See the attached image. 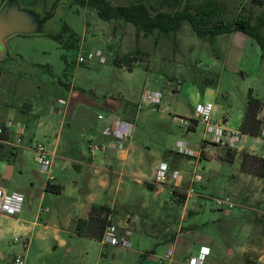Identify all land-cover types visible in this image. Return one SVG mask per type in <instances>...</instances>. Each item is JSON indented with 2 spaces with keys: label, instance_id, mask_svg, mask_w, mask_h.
I'll return each mask as SVG.
<instances>
[{
  "label": "rangeland",
  "instance_id": "1",
  "mask_svg": "<svg viewBox=\"0 0 264 264\" xmlns=\"http://www.w3.org/2000/svg\"><path fill=\"white\" fill-rule=\"evenodd\" d=\"M147 1L153 13L168 9L161 0ZM217 2L224 20L252 13L255 23L264 10V0ZM62 13L63 24L76 33L64 41L72 48L50 36L16 35L8 46L25 66L1 68L0 126L13 120L27 130L17 148L21 159L14 161L17 149L4 153L8 190L24 194L25 202L18 216L0 217V260L13 264L22 255L26 264H189L204 253L202 264H264V178L242 172L239 161L243 151L262 156L261 141L241 135L236 159L227 162L187 97L195 92L203 100L212 86L214 121L227 115L228 130L238 132L249 91L264 102V59L255 40L242 33L200 38L188 22L177 33L145 36L123 19L101 20L92 8ZM90 53L94 59L79 65ZM147 90L162 93L159 106L141 103ZM117 120L134 125L121 150L127 159L105 150L114 141L105 129ZM185 120L196 121L195 131L188 132ZM180 142H208V154L201 161L177 158ZM38 144L54 153L51 183L62 187L60 194L46 191L49 175L40 169ZM167 160L185 174L178 187L176 180H156ZM227 198L235 204L229 214L218 204ZM93 204L114 209V225L132 232L131 248L75 233L74 221L86 218Z\"/></svg>",
  "mask_w": 264,
  "mask_h": 264
},
{
  "label": "trees",
  "instance_id": "2",
  "mask_svg": "<svg viewBox=\"0 0 264 264\" xmlns=\"http://www.w3.org/2000/svg\"><path fill=\"white\" fill-rule=\"evenodd\" d=\"M145 1L147 0H136L135 3L128 6H114L109 0H71L68 9L74 6L92 8L96 10L101 20L108 22L115 18L123 19L132 23L137 31L143 32L145 36H149L155 31L164 34L177 33L183 27L184 22H188L194 33L200 38H214L219 35L241 32L256 41L262 51V59H264V10L254 23L255 18L252 13L238 16L234 20L220 18L221 5L217 0H161V6H167L168 9L156 10L155 13H153V6ZM40 2L42 1L40 0ZM49 36L57 41L63 49L68 50L72 46L64 41L67 36L76 37V33L64 23L59 33ZM114 63L118 67L127 66L130 71H133L129 62L124 65L119 59H115ZM36 67L50 69L47 66ZM2 74L3 71L0 67V79ZM246 101V110L239 132L244 136L259 137L264 127V120L260 118L264 102L254 95L252 89L249 91ZM207 143L204 142L203 146ZM220 148L225 149L226 161L233 163L238 155L237 150L228 147ZM5 149L1 151L0 158H4ZM204 154L202 153V156ZM239 161L242 172L257 178H264V157L243 151ZM46 191L60 194L62 187L48 182ZM113 211L114 209L107 204H93L86 218H78L74 221L75 233L78 236L102 242L107 228L114 224Z\"/></svg>",
  "mask_w": 264,
  "mask_h": 264
},
{
  "label": "built area",
  "instance_id": "3",
  "mask_svg": "<svg viewBox=\"0 0 264 264\" xmlns=\"http://www.w3.org/2000/svg\"><path fill=\"white\" fill-rule=\"evenodd\" d=\"M94 55L90 53L87 56H80L78 59V64L82 65L89 60L94 59ZM98 57L101 62H104L103 55L99 52ZM162 100V95L158 92L147 90L142 95L141 103L147 106H159ZM64 104V103H63ZM213 104L205 103L198 105L196 108V114L200 121H202L206 127L207 132L212 135V143L220 147H228L233 150H237L238 144L241 142V133L240 132H229L223 126V122L214 121L213 119ZM133 123L117 120L113 123L112 127H107L105 129V134L111 136L116 144V151L123 150V141L129 137L133 130ZM27 130L26 123H14L13 120H7L5 123L0 126V153L5 148L17 149L20 148V144L23 141V137ZM262 144V150L264 157V127L262 128L260 135L258 137ZM111 142V143H112ZM109 152V146L105 149ZM179 153L185 155H192V153L186 149L185 145L180 142L178 147ZM35 151L37 153V160L40 165L42 172L49 175L48 182H52L54 177L50 175L52 168V157L54 156L51 151L46 148L43 144H38L35 146ZM2 158H0L1 162ZM180 177L178 171H170V167L167 162L163 161L159 164L158 170L156 173V180L158 183H165L168 180L174 181ZM193 193V189L189 190V195ZM25 202V195L20 192H7L3 181L0 177V215H8L10 217L18 216ZM218 204L220 206H225V211L227 214L230 213V210L234 208V203L231 199L227 198L225 200H219ZM132 232L126 230L121 233L117 226L110 225L103 237L102 243L109 246H121L124 248H131V242L129 240ZM16 242H19L16 239ZM29 244V242L27 243ZM205 254L202 253L198 258H192L189 264H202ZM13 264H26V259L22 255H16L12 259ZM0 264H5L0 260ZM109 264V263H104Z\"/></svg>",
  "mask_w": 264,
  "mask_h": 264
},
{
  "label": "water",
  "instance_id": "4",
  "mask_svg": "<svg viewBox=\"0 0 264 264\" xmlns=\"http://www.w3.org/2000/svg\"><path fill=\"white\" fill-rule=\"evenodd\" d=\"M65 0H58L51 12H45L40 1L26 5L22 0H5L0 7V67H24L22 60L14 56L8 41L16 35H53L61 31L65 13L68 10ZM115 143L109 144V154L114 156ZM75 170L80 167L75 166Z\"/></svg>",
  "mask_w": 264,
  "mask_h": 264
},
{
  "label": "crops",
  "instance_id": "5",
  "mask_svg": "<svg viewBox=\"0 0 264 264\" xmlns=\"http://www.w3.org/2000/svg\"><path fill=\"white\" fill-rule=\"evenodd\" d=\"M4 1L5 0H0V7L2 6V4L4 3ZM25 1V2H24ZM38 1H40V0H22V2L25 4L26 3V5H30V4H27V3H31V4H34L35 2H38ZM42 2V6H43V8L44 9H46V8H48V6H49V3H51V6H50V8L51 9H53V7H54V5H55V3H56V1L57 0H41ZM236 33H241V32H236ZM231 34H234V33H231ZM243 34V33H242ZM224 35H226V34H224ZM219 36H221V35H219ZM219 36H217V37H219ZM256 42V41H255ZM257 44V43H256ZM258 45V44H257ZM258 47H259V45H258ZM260 48V47H259ZM260 51H261V49H260ZM210 56H211V54H209ZM261 58H262V51H261ZM212 65H214V63L213 64H211V66L210 67H212ZM216 82V81H215ZM215 86V85H214ZM180 90H182V88H180L179 89V91ZM154 92H158V91H154ZM158 93H160V92H158ZM161 95H162V93H160ZM204 94H206L205 96V98L202 100V99H200L199 97H198V93H195V92H190V94H188V98H189V100L190 101H193L192 103L194 104V105H196L195 107L197 108V106L198 105H201V104H205V103H211V104H213V108H215V105H216V93H215V91L213 90V88H212V86H210V85H208V86H206V88H205V90H204ZM247 100V99H246ZM247 102V101H246ZM196 108H195V111H194V113L196 114ZM245 110H246V105H245ZM213 111H214V109H213ZM263 111H264V109H263ZM263 111L261 112V114H260V118L262 119V120H264V117L262 116L263 115ZM244 114H245V111H244ZM196 116H197V114H196ZM243 117H244V115H243ZM243 117H242V120H243ZM242 120H241V123H242ZM123 121H125V120H123ZM127 122H129V120H126ZM218 121H222L223 122V126L226 128V130H228V128H227V122H228V116L227 115H225L222 119H219ZM131 122V121H130ZM19 123H22V122H19ZM24 123V122H23ZM132 123V122H131ZM184 124L188 127V132H190V131H195V129H196V125H197V123H196V121H187V120H185L184 121ZM241 125V124H240ZM239 129H240V126H239ZM229 131V130H228ZM230 132V131H229ZM238 132H239V130H238ZM204 143V142H203ZM184 145H185V147H186V149H188L191 153H192V155H185V154H182V153H178L177 155H178V157L177 158H183L184 156H186V157H188V158H196V159H198L199 161H201L202 159H201V156H202V153H205L204 155H207L208 154V152H207V148H208V146H209V144L207 143V144H205V146H203V144H202V146L201 147H197L195 144H192V143H188V144H186V143H183ZM189 145V146H188ZM215 148L217 149V148H220V147H217V146H215ZM119 151H116L115 150V153H114V155H116L117 153H118ZM120 152H122L121 153V158H123V159H127L128 158V155H127V153L126 152H124V151H120ZM178 152H179V150H178ZM54 154V153H53ZM15 159H14V161H17V160H19V159H21V157H20V151H19V149H17L16 150V153H15ZM163 162V161H162ZM165 162H167L168 163V165H169V167L170 168H172V171H177V170H175V168H173L174 167V165L170 162V161H165ZM8 163H9V161L8 160H6L5 158H2V160H1V162H0V177H1V179H2V181H3V184H4V186H5V188H6V190H7V192H10L9 190H8V184L5 182V179H4V173H5V171L7 170V168H8ZM161 163V162H160ZM184 176H185V174H184ZM184 176H180L176 181H175V184L174 185H176V187H178L180 184H182V182L183 181H185V178H184ZM54 180H55V178H54ZM53 180V181H54ZM176 189V188H175ZM0 217L1 218H4V219H13V217H10V216H8V215H0ZM26 230H28V228H25ZM62 243H66L63 239H62ZM0 257H1V254H0ZM115 258V256H113V259ZM259 261H262L261 259H259V260H257V263H259ZM256 263V264H257Z\"/></svg>",
  "mask_w": 264,
  "mask_h": 264
}]
</instances>
